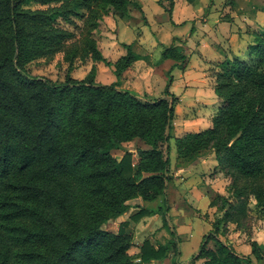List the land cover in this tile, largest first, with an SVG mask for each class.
<instances>
[{"label": "trees", "instance_id": "obj_1", "mask_svg": "<svg viewBox=\"0 0 264 264\" xmlns=\"http://www.w3.org/2000/svg\"><path fill=\"white\" fill-rule=\"evenodd\" d=\"M133 9H140L134 0H0V264H148L178 252L165 218L173 149L178 162L211 152L215 171L229 180L226 195L211 197L218 215L194 260L252 264L221 237L230 224L245 229L253 214L264 217V29L253 32L247 60L218 64L219 105L210 126L174 137L172 77L157 99L120 89L119 80L96 81L98 63L120 79L141 59L129 44L111 63L96 35L104 17L128 20ZM58 54L63 80L31 74L33 62ZM166 59L184 62L185 55L164 46L155 62ZM89 61L84 78L72 76L78 62ZM134 140L146 146L136 150L135 163L125 148ZM117 149L125 151L120 160ZM136 199L158 201V208L140 207L130 218L162 212L171 238H145L131 255L129 221L117 231L103 225L128 213ZM250 245L258 258L261 247Z\"/></svg>", "mask_w": 264, "mask_h": 264}, {"label": "crops", "instance_id": "obj_2", "mask_svg": "<svg viewBox=\"0 0 264 264\" xmlns=\"http://www.w3.org/2000/svg\"><path fill=\"white\" fill-rule=\"evenodd\" d=\"M134 1L140 6V9H133L130 19L123 20L111 15L106 16L103 19L102 26L105 23L107 26L104 25L103 28L101 27L102 33L104 34L103 29L106 30L108 35L109 31L117 33L118 41L116 42H119L118 45L109 39H107L109 43L108 47L100 46L99 42L98 44L102 55L108 61H114V58L110 59V57H114L115 54L117 59L126 54L127 50L124 45H135V51L137 54L141 55V59L134 62L132 66L124 72L119 79V88L133 91L140 97L146 99H157L153 94H155L156 91H159L157 89L159 86V79L161 84L166 87L169 83L170 72H173L178 65L183 67L180 78L182 79V84L185 88L184 91H193L191 89H196L194 91L197 92L211 90V77L208 74L210 69L216 68L218 62H222L229 58L228 54L231 51V46L236 48V50L240 49L242 51V49L247 48L252 42L253 32L260 29L262 31L264 29V24L260 25L258 22L255 25L257 28L256 30L255 27H252V25L250 26L251 19L244 15H240L242 12H245L244 6L241 5L242 3L247 6L246 9L256 16V19L264 16V5H262L264 4L263 0L262 3L261 0L260 2L253 1L254 3H252L251 0ZM229 3L232 6V10L225 18L222 12L226 7V4ZM227 8L229 9V7ZM169 10L171 12H169ZM235 13H238L239 15ZM200 18L204 19L199 23L195 22L194 24V21H197ZM168 25V34L164 35V39H162L160 30H163L164 28L166 29ZM246 26H249L248 30ZM101 31L99 29L100 33ZM143 45H147L146 48ZM170 45L182 48L185 55V61L176 62L171 59H166L159 64L155 62V59L159 60L161 58L163 47ZM102 64L105 65L104 63ZM96 65L98 67V72L101 74L102 72L103 74L104 72H107L106 69L110 67L105 65L106 67L101 69V63ZM153 80H155L156 89L151 90V82ZM96 81L102 83L97 79ZM115 81L116 80H113L111 83ZM212 99L214 104L219 103V98L216 95H213ZM209 123H211V118L205 119L204 121L197 118V121L190 120L187 122L183 129L185 130L184 132H197L199 126H202L201 129H204ZM194 126L198 129H193ZM173 136L178 137V135H175L174 133ZM125 146H127V143ZM141 147L145 148L146 146L141 143ZM135 156H137L136 152L133 154V157ZM121 158L122 156L118 159L120 160ZM176 161V165H180L176 169V177H183L182 179L189 177L190 179L192 175L198 173L201 179V183H194L192 186L183 188L182 190L178 186L183 185V183H186L189 179L187 181L184 180V182L178 180V185L177 183L174 185L169 183L168 185V192L170 190L172 198L171 208L169 209L170 211H173L174 216L177 218V224L172 226V230L175 231L179 238V236L184 234L183 229L186 226L182 218L183 216L193 215L192 210L196 209L194 202L198 198H207L208 204L205 209H208L210 214L216 212V208H210V200L211 197L217 193L222 195L227 194V179L223 177L222 173H215L214 176L208 177L205 182L203 181L206 176L210 175V170L209 172H205L199 171L198 169H201L204 166H215L216 168L217 163L216 160L213 159L211 152L200 153L186 162ZM201 184L203 187H201ZM194 190H199L200 193H194ZM188 195L189 197L187 198L186 196ZM185 198L187 199L184 200ZM180 199H182L181 202L176 204L175 202ZM183 206H186L184 207L185 209H183ZM196 210L199 216L202 212L199 213V211H201L200 208H197ZM158 216L159 214H155L152 217L157 218ZM209 220H212L211 216L209 217ZM206 229L207 230L205 231L207 232L202 231V240L203 237L212 230L211 228ZM221 239L232 246L238 255L251 257L252 264H264V217L257 218L256 216L248 223V226L245 229H236L234 224H230L229 232L225 237H221ZM250 241H256L262 249L258 258L252 255ZM135 248L137 251H135V253L133 252L134 254L139 251V247ZM181 248L179 239L178 252L172 251L164 260H152L148 264L201 263L199 260H194L199 253L200 246L196 252H194L195 254L191 255L188 260H184L183 262L181 261L183 254Z\"/></svg>", "mask_w": 264, "mask_h": 264}, {"label": "rangeland", "instance_id": "obj_3", "mask_svg": "<svg viewBox=\"0 0 264 264\" xmlns=\"http://www.w3.org/2000/svg\"><path fill=\"white\" fill-rule=\"evenodd\" d=\"M247 1V0H244ZM252 3H254L253 1H257L260 2V0H251ZM264 2V0H263ZM262 3V0H261ZM169 5V4H168ZM242 6H244V11L242 12L240 15H244L245 17L251 19L252 21L250 22V26L252 25V27L256 28V23L258 24H264V16H261L260 18L256 19V16H254L253 13H251L247 8L246 5L242 4ZM264 5V4H262ZM229 7V9L227 8ZM232 10V6L229 4H226V7L224 8L222 14L224 15V17L226 18V16H228L230 13V11ZM226 14V15H225ZM237 15H239L238 13H235ZM204 16V15H203ZM204 19V18H203ZM203 19H198L197 21H194L196 23H199L200 21H202ZM78 24H81L82 22L80 20H76ZM255 22V23H254ZM103 20L100 23V31H101V27L103 28L104 25L107 26V24H103ZM193 24V23H192ZM247 30L249 28V26H246ZM96 32V35L98 36V42L100 43V46H104V47H108L109 43L107 41V39L113 41V43H118L116 42L118 41V34L112 31H109V35L107 34L106 30L103 29L104 34L99 32ZM167 29H169V25L167 26V28L160 30L161 31V38L164 39V35L168 34ZM257 30V28H256ZM78 31V30H77ZM260 30L256 31V32H260ZM79 33L77 32V35ZM99 45V44H98ZM121 45V43H120ZM145 48L147 45H143ZM103 49V48H102ZM110 49V48H109ZM114 55V54H112ZM229 59H232L234 57H240L242 59L247 60L249 55L247 53V48L242 49V51L236 50V48H234L233 46H231V51L228 54ZM156 56V54H155ZM114 61H110L111 63L115 62L116 58V54L114 57H110V59H113ZM116 58V59H115ZM157 58V57H155ZM61 59H62V55L58 54L56 55L54 58L51 59H40L38 61L33 62L30 66H29V70L31 72L32 75L38 76V77H47L50 78L52 80H63L66 70H65V65L61 66L58 63H61ZM154 61H157L156 59ZM220 62H218L219 64ZM100 64V63H99ZM217 64L216 68H211L209 71V76L211 77V83H212V89L208 90V91H194L196 89H191L193 91H184L185 88L182 84V79L180 78V74H182V68L180 65H178L175 70L173 72H170L169 76L172 77L173 79V83L170 86V91L172 93L175 94V96L177 97V103L175 106V115L173 118V129L172 132L175 135H178V137L182 136L183 134L187 133L184 132L185 130L183 129L187 124V122H189L190 120H196L197 118L204 121L205 119L208 118H212V116L214 115L218 105V104H214L213 103V95H216L214 92V85H215V75L216 72L220 70L219 66ZM93 63L91 61L87 62L86 64H79V62L77 63V67L73 70L72 72V76L75 77L76 79H82L84 78L90 71H91V67H92ZM101 69H103L104 67H106L105 65H103L101 63ZM98 69V67H97ZM113 67L110 66L108 69H106L107 72H102V74L100 72H97V76L96 79L100 82H102V84H110L113 80H119L117 79L116 75L114 74L113 71ZM102 71V70H101ZM100 73V75H99ZM174 76V77H173ZM156 89V85H155V80H153L151 82V90ZM159 91H156L155 94H153L156 98H160L163 96V92L165 89V86L161 84V81L159 79V86L157 88ZM213 94V95H212ZM217 96V95H216ZM218 97V96H217ZM210 126V123L207 127H205L204 129L208 128ZM202 126H199V130H203L201 129ZM193 129H198L196 126H194ZM196 132V131H194ZM130 143V144H129ZM127 143V146L125 147L126 149H128L129 151H132L133 154H135L136 150L138 148H141V143L138 142L137 140L131 141ZM124 149H117L114 150L112 153L113 155L118 159L121 156H123L124 154ZM213 155V159H215L214 154ZM172 180H171V184L174 185L175 183L178 182V180L184 182L187 181L189 179V177H187L186 179H182L183 177H176L175 173H176V169L178 166L180 165H176L177 161H176V150L173 149L172 152ZM137 156L133 157V162L137 161ZM176 161V162H175ZM217 163V161H216ZM215 165V164H214ZM175 166V167H174ZM217 166V164H216ZM215 166H204L201 169H198L199 171H205V172H209L210 170V175L206 176L204 178V182L207 180L208 177L210 176H214L215 173H217L215 171ZM214 169V170H213ZM212 171V172H211ZM224 177V176H223ZM227 179V178H226ZM201 183V179L198 173L192 175V177L189 179V181H187L186 183H183V185L178 186L179 188H181V190L183 188H188L189 186H192V184L196 183ZM229 183V180L227 179V185ZM178 185V183H177ZM201 187H203V185L201 184ZM194 193L199 194L200 191L199 190H194ZM167 200H168V205L169 208H171V204H172V198H171V194H170V190L169 192H167ZM187 198L189 197L186 196ZM187 198H185L184 200H186ZM182 199L178 200L177 202H175L176 204H178L179 202H181ZM201 200V201H200ZM173 203V204H175ZM192 203V202H190ZM208 201L207 198H202V199H197L194 202V206H196L195 208H200L201 211H199V216L197 214V210L193 209L192 210V214L193 215H189V216H183V221L185 222L184 224L186 225L184 227V234L179 236L180 239V245H181V249H182V257H181V261L183 262L184 260H188L191 255L195 254L194 252H196V250L199 248L201 240H202V231L207 230L206 228H211L212 229V223L213 221H215L217 212H214L212 214L209 213L208 209H205L207 207ZM132 208L130 209V211L126 214H124L122 217L116 219V220H112L110 222H108L107 224L103 225L104 229H108V230H112V231H117L118 229V225L120 224L121 221H125L128 220L129 222V228L132 230L133 234H134V245L132 246V248L130 249L129 253L131 255H133L135 253L136 248L135 247H139V244L145 239V238H149L151 241L153 242H162L165 243L167 242L170 238H171V233L169 231V229L167 228V226L164 223V215L162 212H159V216L156 218L152 217V216H144L142 218H140L138 221L133 220L130 218V215L132 213H134L135 211H137L140 207H146V208H153V209H157L158 208V201H153V202H145L142 201L141 199H137L133 202H131ZM175 206V205H174ZM173 207V206H172ZM183 206V209H185ZM167 208V211H165L166 215L165 218L168 222V224L172 227L174 224H177V218L176 216H174L173 211H170V209ZM175 211V209H174ZM203 214V215H202ZM212 217V220H209V217ZM201 217V218H200ZM252 220L254 219V217H256L254 214L251 216ZM251 220V221H252ZM210 224V225H209ZM207 232V231H205ZM210 247L213 246V242H210L209 244ZM134 252V253H133ZM201 263L203 262L202 260ZM200 263V264H201Z\"/></svg>", "mask_w": 264, "mask_h": 264}, {"label": "built area", "instance_id": "obj_4", "mask_svg": "<svg viewBox=\"0 0 264 264\" xmlns=\"http://www.w3.org/2000/svg\"><path fill=\"white\" fill-rule=\"evenodd\" d=\"M139 261V260H138Z\"/></svg>", "mask_w": 264, "mask_h": 264}]
</instances>
